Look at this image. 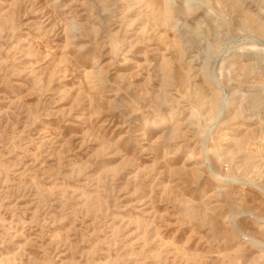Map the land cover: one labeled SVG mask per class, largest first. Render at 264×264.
<instances>
[{
    "label": "rangeland",
    "instance_id": "rangeland-1",
    "mask_svg": "<svg viewBox=\"0 0 264 264\" xmlns=\"http://www.w3.org/2000/svg\"><path fill=\"white\" fill-rule=\"evenodd\" d=\"M260 47L264 0H0V264H264Z\"/></svg>",
    "mask_w": 264,
    "mask_h": 264
},
{
    "label": "bare ground",
    "instance_id": "bare-ground-1",
    "mask_svg": "<svg viewBox=\"0 0 264 264\" xmlns=\"http://www.w3.org/2000/svg\"><path fill=\"white\" fill-rule=\"evenodd\" d=\"M259 43H260V42H259ZM259 49H260V50H264V47H260ZM227 180H228V179H227ZM220 181H221V182H224V181H226V180H224V179H220ZM229 181H230V180H229ZM226 184H227V183H226ZM235 218H236V214H233L232 216L229 215V216L227 217L226 220L229 221V222H232V220L235 219ZM232 224H233V223H232Z\"/></svg>",
    "mask_w": 264,
    "mask_h": 264
}]
</instances>
